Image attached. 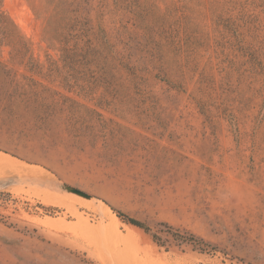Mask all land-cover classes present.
Instances as JSON below:
<instances>
[{
  "label": "rangeland",
  "instance_id": "1",
  "mask_svg": "<svg viewBox=\"0 0 264 264\" xmlns=\"http://www.w3.org/2000/svg\"><path fill=\"white\" fill-rule=\"evenodd\" d=\"M0 13V264H264V0Z\"/></svg>",
  "mask_w": 264,
  "mask_h": 264
},
{
  "label": "trees",
  "instance_id": "2",
  "mask_svg": "<svg viewBox=\"0 0 264 264\" xmlns=\"http://www.w3.org/2000/svg\"><path fill=\"white\" fill-rule=\"evenodd\" d=\"M6 21L4 16L0 13V27L3 29L5 32L7 27H6ZM118 217L122 219L123 221L140 228L142 230H145L147 233H150V229L145 226L143 223L140 221L122 213V212H116ZM163 234H166L170 239H172L174 242H176L178 245H188L191 246L194 250H197L201 253H206V254H213L217 252V249L206 242L204 239L196 236L193 233H190L185 230L177 229L174 228L173 226H170L169 224H163V229L161 230ZM153 239L155 242H157L159 245H164L162 244L161 238L157 234L152 235Z\"/></svg>",
  "mask_w": 264,
  "mask_h": 264
},
{
  "label": "bare ground",
  "instance_id": "3",
  "mask_svg": "<svg viewBox=\"0 0 264 264\" xmlns=\"http://www.w3.org/2000/svg\"><path fill=\"white\" fill-rule=\"evenodd\" d=\"M2 155H3V154H2ZM4 156H5V155H4ZM2 157H3V156H2ZM2 157H1V158H2ZM5 157H8V156H5ZM5 157H4V158H5ZM6 159H7V158H6ZM6 159H5V160H3V158H2V160L0 159V169H1V168L3 169L4 166H5V165L9 162V160H10V159L8 158V159H7L8 162H7ZM5 161H6L7 163H6ZM9 163H11V162H9ZM33 167H34V166H33ZM26 168L28 169V166H27ZM31 168H32V167H31ZM27 169H26V170H27ZM21 170H22V169H21ZM30 170H31V169H30ZM32 170H33V168H32ZM35 170H38V168L35 169ZM28 171H29V170H28ZM28 171H27V172H28ZM25 172H26V171H25ZM39 172H40V171H39ZM14 173H15V171H14ZM17 173H18V172H16V174H17ZM34 173H35V172H34ZM41 173H42V172H41ZM30 174L32 175V173H30ZM37 174H38V173H37ZM37 174H36V175H37ZM39 175H40V174H39ZM39 175H38V176H39ZM26 176H27V174H26ZM49 177H50V176H49ZM44 178H46V177H44ZM47 178H48V177H47ZM50 178H51V177H50ZM52 180H53V179H52ZM46 181H47V180H46ZM50 183H51V182H50ZM70 194H71V193H70ZM73 195H74V194H73ZM83 196H84V195H83ZM77 197H78V196H77ZM79 198H81V197H79ZM84 198H87V197H84ZM85 200H86V199H85ZM74 203H75V202H74ZM77 203H78V201H77ZM80 204H81V203H80ZM48 222H51V223H52V221H48ZM48 222H47V223H48ZM47 223H46V224H47ZM54 223H55V222H54ZM55 224H56V223H55ZM51 227H52V224H51Z\"/></svg>",
  "mask_w": 264,
  "mask_h": 264
},
{
  "label": "water",
  "instance_id": "4",
  "mask_svg": "<svg viewBox=\"0 0 264 264\" xmlns=\"http://www.w3.org/2000/svg\"><path fill=\"white\" fill-rule=\"evenodd\" d=\"M75 193L79 194V195H83L81 192L74 190Z\"/></svg>",
  "mask_w": 264,
  "mask_h": 264
}]
</instances>
